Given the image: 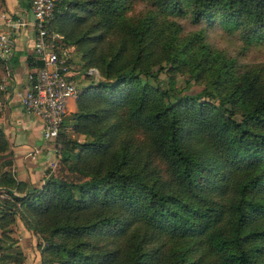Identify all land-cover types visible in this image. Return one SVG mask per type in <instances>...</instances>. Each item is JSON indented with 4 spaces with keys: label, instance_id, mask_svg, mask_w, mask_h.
<instances>
[{
    "label": "trees",
    "instance_id": "16d2710c",
    "mask_svg": "<svg viewBox=\"0 0 264 264\" xmlns=\"http://www.w3.org/2000/svg\"><path fill=\"white\" fill-rule=\"evenodd\" d=\"M148 1L133 17L132 0L55 8L50 25L106 80L63 114L59 170L47 168L39 187L13 176L0 127L4 206L44 234L41 264H264V61L240 62L179 21L215 15L263 40L264 0ZM9 61L0 58V74ZM183 74L202 88L182 92Z\"/></svg>",
    "mask_w": 264,
    "mask_h": 264
},
{
    "label": "rangeland",
    "instance_id": "374dc122",
    "mask_svg": "<svg viewBox=\"0 0 264 264\" xmlns=\"http://www.w3.org/2000/svg\"><path fill=\"white\" fill-rule=\"evenodd\" d=\"M2 3H4V0H0V6ZM59 6L60 2L56 5V8H59ZM148 7H150L148 0H132L126 14L133 17L141 14ZM210 19L214 23L208 24L206 20H200L196 23L193 22L192 16L187 15L180 17L179 21L189 31L205 29L208 34V39L212 44L224 49L230 56L236 57L240 62L260 63L264 61V39L250 41L247 38V33L238 27L227 28L223 26L220 24V19L215 15H211ZM82 26L83 24L80 25V28ZM70 56V69L74 74L73 78L77 83L79 93L91 82L106 80V77L100 73L97 67H85L83 65L80 52L77 48L71 51ZM2 73L0 74V83L7 75L5 74L6 72ZM159 78L164 85H168L169 79L165 72H160ZM186 78V74L176 76V85L182 87V92L195 93L202 88V83L194 82V79L187 82L185 81ZM149 81L154 83L155 79L150 78ZM0 88L2 87L0 86ZM66 131L70 133V137L72 138H77L79 141L84 139L83 134L73 132L71 127H67ZM130 133L133 135L134 143H141L143 134L139 128L133 126V132ZM54 146L56 148L58 147L56 143H54ZM71 160L73 161L74 159L71 158ZM50 161L53 167L48 168L53 173H56L59 170V157L55 154ZM155 162L157 165H161L158 161ZM10 201L11 199H9L8 194L0 188V244L2 245L0 248V256H3L1 264H41V248L45 244V236L41 232H34L30 229L19 214L11 216L6 206H4L6 203L10 204ZM27 238L29 241H27Z\"/></svg>",
    "mask_w": 264,
    "mask_h": 264
},
{
    "label": "built area",
    "instance_id": "2783aa9c",
    "mask_svg": "<svg viewBox=\"0 0 264 264\" xmlns=\"http://www.w3.org/2000/svg\"><path fill=\"white\" fill-rule=\"evenodd\" d=\"M60 1L31 0L32 23L25 17L0 10V58L6 60L11 55L14 45L12 35L20 34L30 24L33 27L32 50L41 64L29 75L30 87L24 93L18 92V96L27 112L43 119L44 136L54 143L68 99L79 93L70 69V55L74 45L66 44L63 34L50 25ZM6 83L5 76L0 86L4 87ZM48 167H53L50 160Z\"/></svg>",
    "mask_w": 264,
    "mask_h": 264
},
{
    "label": "crops",
    "instance_id": "0c3cea01",
    "mask_svg": "<svg viewBox=\"0 0 264 264\" xmlns=\"http://www.w3.org/2000/svg\"><path fill=\"white\" fill-rule=\"evenodd\" d=\"M26 1L4 0L1 9L25 17L32 23L33 14ZM12 37L14 45L10 55V67L5 66L7 83L0 88V127L9 143L13 176L25 182L26 188L30 189L42 184L47 163L54 157L56 147L54 141L44 136L43 119L27 112L18 96V92L24 93L30 87L29 75L36 67L33 64L34 59L32 60L33 27L30 24L26 30ZM71 73L73 78L74 74L72 71ZM75 110L76 97H71L67 101L66 111L70 113Z\"/></svg>",
    "mask_w": 264,
    "mask_h": 264
}]
</instances>
